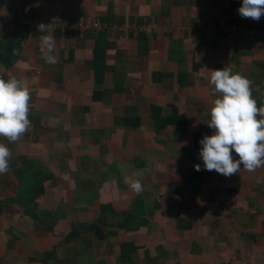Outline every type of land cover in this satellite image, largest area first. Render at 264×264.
Returning <instances> with one entry per match:
<instances>
[{
    "label": "crops",
    "instance_id": "1",
    "mask_svg": "<svg viewBox=\"0 0 264 264\" xmlns=\"http://www.w3.org/2000/svg\"><path fill=\"white\" fill-rule=\"evenodd\" d=\"M241 3L0 0V77L30 91V127L0 136V264H264V167L225 177L199 158L209 71L242 74L264 106V16Z\"/></svg>",
    "mask_w": 264,
    "mask_h": 264
},
{
    "label": "clouds",
    "instance_id": "2",
    "mask_svg": "<svg viewBox=\"0 0 264 264\" xmlns=\"http://www.w3.org/2000/svg\"><path fill=\"white\" fill-rule=\"evenodd\" d=\"M238 13L243 18L259 21L264 16V0H242ZM47 26L41 24L39 30ZM54 40L50 36L41 37V52L45 53V62L56 64L52 53ZM213 95L220 96L213 101L209 111L207 126L214 134L199 141V158L205 170L215 171L225 177L236 174L241 165L248 171L264 167V106L257 107L252 97L251 81L240 73H233L223 67L209 71ZM30 91L16 78L8 80L0 77V136L10 142L20 140L30 127L28 119ZM257 117H260L259 119ZM239 159H234L232 153ZM11 157L9 148L0 143V174L7 173ZM194 170L200 171L199 164ZM137 174L125 177L132 191L140 193L143 185Z\"/></svg>",
    "mask_w": 264,
    "mask_h": 264
},
{
    "label": "built area",
    "instance_id": "3",
    "mask_svg": "<svg viewBox=\"0 0 264 264\" xmlns=\"http://www.w3.org/2000/svg\"><path fill=\"white\" fill-rule=\"evenodd\" d=\"M41 24L47 26V28H46L45 30H39V29H38V26L41 25ZM81 27H82V26H81ZM85 27H86V28H92V29H94V30H96V31H101V30L103 29V26H102L100 23H98V22L89 23V24H87ZM55 28H56L55 24L52 23V22H49V21H38V22L35 23V29H36L41 35H44L45 33L49 32L50 30H53V29H55ZM68 29H69V28H68ZM70 29H71V28H70ZM61 30L64 31V28L61 27ZM64 32H65V31H64Z\"/></svg>",
    "mask_w": 264,
    "mask_h": 264
}]
</instances>
